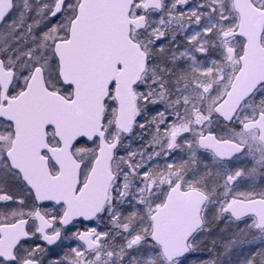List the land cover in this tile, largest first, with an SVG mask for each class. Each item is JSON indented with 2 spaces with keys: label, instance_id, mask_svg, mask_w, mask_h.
Listing matches in <instances>:
<instances>
[{
  "label": "snow or ice",
  "instance_id": "snow-or-ice-1",
  "mask_svg": "<svg viewBox=\"0 0 264 264\" xmlns=\"http://www.w3.org/2000/svg\"><path fill=\"white\" fill-rule=\"evenodd\" d=\"M0 264H264V0H0Z\"/></svg>",
  "mask_w": 264,
  "mask_h": 264
}]
</instances>
